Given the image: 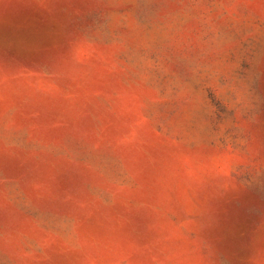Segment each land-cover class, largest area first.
Here are the masks:
<instances>
[{
  "label": "rangeland",
  "instance_id": "1",
  "mask_svg": "<svg viewBox=\"0 0 264 264\" xmlns=\"http://www.w3.org/2000/svg\"><path fill=\"white\" fill-rule=\"evenodd\" d=\"M0 264H264V0H0Z\"/></svg>",
  "mask_w": 264,
  "mask_h": 264
}]
</instances>
